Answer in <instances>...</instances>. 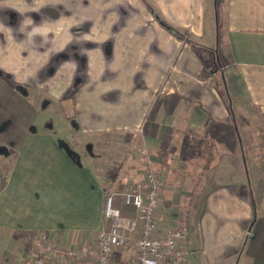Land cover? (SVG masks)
<instances>
[{"label": "crops", "instance_id": "crops-1", "mask_svg": "<svg viewBox=\"0 0 264 264\" xmlns=\"http://www.w3.org/2000/svg\"><path fill=\"white\" fill-rule=\"evenodd\" d=\"M151 1L187 36L161 26L141 0H0L4 258L30 255L38 234L61 247L92 244L107 225L104 191L135 147L119 144L126 157L116 176L107 162L98 171L78 162L52 132L63 105L75 135L111 146V133L131 137L167 164L162 197L179 222L188 224L194 194L204 195L193 240L207 264H264V0H214L215 16L212 0ZM206 33L215 39L214 74L204 73L198 54ZM38 103L49 116L38 119ZM135 172L130 180L139 179ZM52 258L90 262L80 251Z\"/></svg>", "mask_w": 264, "mask_h": 264}, {"label": "built area", "instance_id": "built-area-1", "mask_svg": "<svg viewBox=\"0 0 264 264\" xmlns=\"http://www.w3.org/2000/svg\"><path fill=\"white\" fill-rule=\"evenodd\" d=\"M141 153L144 160L139 179H126L119 190H105L102 211L107 225L96 233L92 244L61 247L38 234L32 253L16 262L4 258L0 249V264H49L55 254L72 257L78 251L89 257V264H184L186 224L173 218L162 197L167 164L147 149ZM171 158L178 156L171 154ZM116 195L123 207L130 206L133 212L115 207Z\"/></svg>", "mask_w": 264, "mask_h": 264}, {"label": "rangeland", "instance_id": "rangeland-1", "mask_svg": "<svg viewBox=\"0 0 264 264\" xmlns=\"http://www.w3.org/2000/svg\"><path fill=\"white\" fill-rule=\"evenodd\" d=\"M10 17H14L13 13L9 14ZM13 19V18H12ZM200 44L197 42V47L200 49V51L204 54L205 59H206V64H207V71L210 74H214V67L217 69V66L219 64V60H217L215 52V39H214V35L210 34V33H206L203 37L202 40L200 41ZM202 46V47H201ZM196 47V46H195ZM204 48L209 49V52L206 51ZM221 62L223 64V60L220 57ZM212 63H214V67L212 65ZM220 83L223 84L224 80L227 79V75H221L220 74ZM216 78V77H214ZM224 87V86H223ZM225 89V88H224ZM233 91H230V94H232ZM229 100V98L227 99ZM232 106L234 107V102H235V98L232 97ZM53 106V105H51ZM49 106H47L44 109L41 108L40 104L38 103L37 105L33 106V110L36 116L39 117L42 116V118H44L45 116H49L50 112L48 110ZM235 112V111H234ZM248 115V114H247ZM251 116V114H250ZM237 117V115H236ZM51 118H55V124L52 128V132L55 134L56 139L58 140V142L60 144H62L63 146L66 145V143H70L72 145L71 149L73 148L75 151H73V153L75 154V156L78 158V162L80 163H85L90 165L93 169H96L97 165H101L104 164V162H107V175L108 176H112V174H114L115 172H117V168L119 167L120 164V158L123 157V153H121L118 150V146L119 144H128V145H124V147H130L132 148L133 146L135 147V149L133 150V154H131L129 151L127 153V157L126 155H124L126 158H128L127 162H125V164L123 165L122 170L120 171L119 174V180H117L116 178H112L109 179L107 186L111 187V189H114L113 183L114 181H116V183H118V181L120 182L122 180L125 181L126 179L129 178H133V176H137L135 170L138 169L139 174L141 175L142 172V165H143V160H144V155H142L141 151L144 148V146L139 144L140 142L138 141H132L131 143V137H125L124 135L121 137H119L117 135V133H111V136H109L110 141L112 142V146L109 144L108 138H104V139H100L97 143H93L90 142L89 138L87 137H82V136H77L75 135L76 131L73 130L74 125H73V121H72V113H69L66 109H64V106L61 105L59 106L57 112L55 113V115H52ZM239 120V119H238ZM72 136H74V141H71ZM98 143H100V146L98 145ZM131 143V144H130ZM97 144V145H96ZM135 144V145H134ZM103 148V149H99ZM112 147H114V150L112 151ZM261 147H264V143L261 144ZM196 147H193V149H191V152H193ZM205 147H202V149H204ZM201 148L198 149V151L202 150ZM149 153V151H148ZM177 153V152H176ZM179 155V154H178ZM180 156V155H179ZM178 156V157H179ZM112 158H116L114 160H112ZM124 163V162H123ZM117 170V171H116ZM98 171V170H97ZM103 171V170H102ZM133 175V176H132ZM211 181L214 182L215 179H213L212 177H210ZM115 186V185H114ZM107 187V188H108ZM106 188V189H107ZM204 195H199L198 193L194 194V198L196 200H194V202L191 204L190 208H189V220H188V225H189V230H188V235H187V240L190 244V251H187L186 255L187 258L185 259L184 264H207L204 256H203V252L200 249V246L198 244H196L194 242V235H195V229L197 228V222H196V212H197V205H198V200L200 198H202ZM119 199V203H118V207L115 206V204L113 203V205L117 208H119L122 211L123 208V202L121 200V197L118 196ZM21 237V236H20ZM23 238V236L21 237V239ZM25 239V238H23ZM29 245L27 246L26 249L29 250ZM25 250V249H24ZM26 251V250H25Z\"/></svg>", "mask_w": 264, "mask_h": 264}, {"label": "trees", "instance_id": "trees-1", "mask_svg": "<svg viewBox=\"0 0 264 264\" xmlns=\"http://www.w3.org/2000/svg\"><path fill=\"white\" fill-rule=\"evenodd\" d=\"M142 2H143V4L148 8V10H150V11H153L152 9H153V7H152V1L151 0H141ZM212 2H213V12H214V16H215V6H214V0H212ZM152 14L155 16V18L157 19V22L161 25V26H163L164 28H166V29H168L170 32H173V33H175L176 35H178V36H184V35H186V34H188V32H187V30L186 29H182V28H180V27H178L177 25H175V24H173V23H171V22H169L165 17H163L162 15H159V13L158 12H155V10L152 12ZM187 36V35H186ZM196 48V47H195ZM206 50V49H205ZM206 51H208V50H206ZM209 52V51H208ZM198 54H199V56H200V58H201V60H202V63H203V67H204V73H208V71H207V64H206V59H205V56H204V54L200 51V52H198ZM204 77H206V75H204ZM206 79V78H205ZM12 86H14V88H16V89H19L20 87L17 85V84H13ZM228 103H229V100H228ZM199 107H201V108H203L200 104L198 105ZM73 117H74V114L72 115ZM69 148H70V146H69V144H68V149L67 150H69ZM208 150V148H204V149H202L200 152H202V154L203 153H206L207 152V154H209V156H211L210 155V153L207 151ZM206 151V152H205ZM200 152L198 153L199 154V156L200 155H202V154H200ZM73 153V152H72ZM71 153V154H72ZM73 155L75 156V154L73 153ZM201 158H202V156H201ZM203 161H204V164H205V166H207V167H209V163L211 162V160L209 159V157L208 158H204L203 159ZM245 166H247V164H246V161H245ZM117 171V170H116ZM117 175V172H115V176ZM115 178V177H114ZM105 192V191H104ZM187 212H188V210H187ZM189 214L187 213V216H188ZM185 224H186V228H187V230H188V224H187V220L185 221Z\"/></svg>", "mask_w": 264, "mask_h": 264}, {"label": "flooded vegetation", "instance_id": "flooded-vegetation-1", "mask_svg": "<svg viewBox=\"0 0 264 264\" xmlns=\"http://www.w3.org/2000/svg\"><path fill=\"white\" fill-rule=\"evenodd\" d=\"M49 70H50V67H49ZM1 73H2V72H0V74H1ZM68 144H69V146H70L69 149H71L72 145H71L70 143H66L65 148L68 149Z\"/></svg>", "mask_w": 264, "mask_h": 264}]
</instances>
